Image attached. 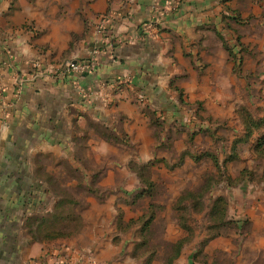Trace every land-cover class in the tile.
<instances>
[{
    "label": "rangeland",
    "instance_id": "1",
    "mask_svg": "<svg viewBox=\"0 0 264 264\" xmlns=\"http://www.w3.org/2000/svg\"><path fill=\"white\" fill-rule=\"evenodd\" d=\"M221 8L184 85L143 98L123 123L111 114L114 125L76 126L61 154L36 159L45 210L25 226L30 244L100 247L102 264L253 257L264 229V0Z\"/></svg>",
    "mask_w": 264,
    "mask_h": 264
},
{
    "label": "crops",
    "instance_id": "2",
    "mask_svg": "<svg viewBox=\"0 0 264 264\" xmlns=\"http://www.w3.org/2000/svg\"><path fill=\"white\" fill-rule=\"evenodd\" d=\"M221 11V0H0V264L108 263L100 247L30 244L25 226L45 210L36 159L61 154L84 130L76 126L123 123L143 98L184 85L196 47L221 30ZM152 20L146 35L140 27ZM96 47L92 72L57 74ZM257 231L244 264H264Z\"/></svg>",
    "mask_w": 264,
    "mask_h": 264
},
{
    "label": "built area",
    "instance_id": "3",
    "mask_svg": "<svg viewBox=\"0 0 264 264\" xmlns=\"http://www.w3.org/2000/svg\"><path fill=\"white\" fill-rule=\"evenodd\" d=\"M168 13H166L167 15ZM158 23L156 20L145 22L141 25V31L146 35H152L155 29V25ZM122 41V40H121ZM120 42V41H119ZM116 43V42H115ZM99 48H95L91 56L84 60H70L66 61L59 66L57 74H83L92 72L97 66V55L99 54Z\"/></svg>",
    "mask_w": 264,
    "mask_h": 264
}]
</instances>
